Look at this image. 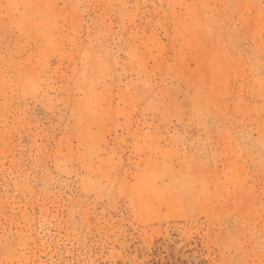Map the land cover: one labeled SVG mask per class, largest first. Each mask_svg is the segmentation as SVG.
<instances>
[{
  "label": "rangeland",
  "instance_id": "obj_1",
  "mask_svg": "<svg viewBox=\"0 0 264 264\" xmlns=\"http://www.w3.org/2000/svg\"><path fill=\"white\" fill-rule=\"evenodd\" d=\"M0 264H264V0H0Z\"/></svg>",
  "mask_w": 264,
  "mask_h": 264
}]
</instances>
